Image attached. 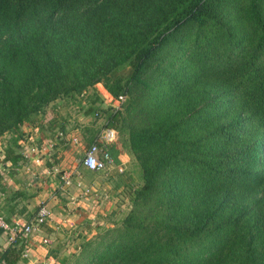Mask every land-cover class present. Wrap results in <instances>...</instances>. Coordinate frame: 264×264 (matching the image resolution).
Returning a JSON list of instances; mask_svg holds the SVG:
<instances>
[{
  "label": "trees",
  "instance_id": "1",
  "mask_svg": "<svg viewBox=\"0 0 264 264\" xmlns=\"http://www.w3.org/2000/svg\"><path fill=\"white\" fill-rule=\"evenodd\" d=\"M100 83L141 185L72 264H264V0H0V138Z\"/></svg>",
  "mask_w": 264,
  "mask_h": 264
},
{
  "label": "crops",
  "instance_id": "2",
  "mask_svg": "<svg viewBox=\"0 0 264 264\" xmlns=\"http://www.w3.org/2000/svg\"><path fill=\"white\" fill-rule=\"evenodd\" d=\"M46 120L48 123L21 127L20 134L9 141L0 138V217L8 223L25 224L41 203L51 212L39 233L25 240L16 239V249L22 248L14 264H72L85 241L113 227L126 215L133 189L129 172L136 171L141 183V170L119 137L109 145L113 168L90 172L81 166L85 151L105 129V118L103 126H67L68 131L54 133L51 128L65 122L57 117ZM60 132L65 136L63 140L57 137ZM32 148L38 151L30 152ZM85 189L90 193L86 194ZM44 238L49 239V244L42 243ZM11 247L7 235L0 230V256L10 252ZM24 251L28 253L26 258L22 257ZM9 261L1 259L0 264H13Z\"/></svg>",
  "mask_w": 264,
  "mask_h": 264
},
{
  "label": "rangeland",
  "instance_id": "3",
  "mask_svg": "<svg viewBox=\"0 0 264 264\" xmlns=\"http://www.w3.org/2000/svg\"><path fill=\"white\" fill-rule=\"evenodd\" d=\"M129 72V68L124 67L120 69L116 74L117 76L125 80L129 76ZM109 109L110 108L105 105L102 92V84L100 83L85 89L81 93L58 98L56 101L48 105L42 112H40L36 116L31 117L30 120L22 127L26 129V126L31 125L32 123H35V126L40 125L41 121L48 123L47 121L49 120L46 119H51V117H57L58 119H61L65 122V124L63 125L58 120L60 124L55 125L53 128H51L52 133L62 130L68 131L66 130L67 126L69 129H85L89 126L97 125L98 123H100L98 125L103 126L102 119L106 117ZM96 113L99 114V117L95 116ZM19 134L20 131L15 134L7 133L1 139L2 141H9L12 136ZM117 137L122 139L119 134H117ZM129 173L133 178V189H136L141 185V183L138 184L139 182L137 179L136 171H130ZM123 206L125 207L126 204Z\"/></svg>",
  "mask_w": 264,
  "mask_h": 264
},
{
  "label": "built area",
  "instance_id": "4",
  "mask_svg": "<svg viewBox=\"0 0 264 264\" xmlns=\"http://www.w3.org/2000/svg\"><path fill=\"white\" fill-rule=\"evenodd\" d=\"M127 97L125 95H119L112 101H105V105L112 111H120L125 104ZM99 117V114H95ZM59 140L65 138L62 132L57 135ZM117 140V132L112 128H105L102 130L99 138L92 143L88 149L85 151L82 159L81 166L90 172H105L115 166L114 159L111 155L109 145ZM75 141V140H74ZM43 150L48 151L47 146H43ZM38 151L37 148H32L30 152ZM25 159L28 158L27 155L23 156ZM121 171V170H120ZM85 193L89 194L90 190L85 189ZM51 218V212L44 203H41L38 210L36 211L33 218L25 223L20 224L18 222L8 223L2 217H0V230H2L9 240L13 243L16 239L25 240L32 234L39 233L43 226H45ZM44 245L49 244V239L44 238L42 240ZM28 255L27 251H24L22 257L26 258ZM43 264H48L44 262Z\"/></svg>",
  "mask_w": 264,
  "mask_h": 264
}]
</instances>
